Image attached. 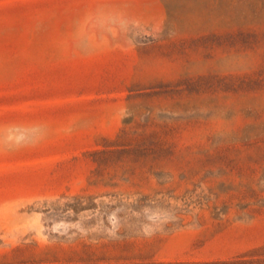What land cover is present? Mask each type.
<instances>
[{
	"label": "rangeland",
	"instance_id": "obj_1",
	"mask_svg": "<svg viewBox=\"0 0 264 264\" xmlns=\"http://www.w3.org/2000/svg\"><path fill=\"white\" fill-rule=\"evenodd\" d=\"M0 264H264V0H0Z\"/></svg>",
	"mask_w": 264,
	"mask_h": 264
}]
</instances>
